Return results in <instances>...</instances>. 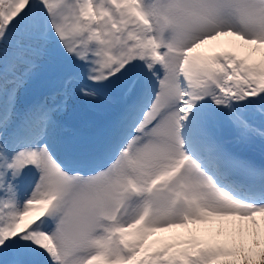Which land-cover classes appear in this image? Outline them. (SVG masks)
<instances>
[{
	"label": "snow or ice",
	"instance_id": "snow-or-ice-1",
	"mask_svg": "<svg viewBox=\"0 0 264 264\" xmlns=\"http://www.w3.org/2000/svg\"><path fill=\"white\" fill-rule=\"evenodd\" d=\"M0 264H264V0H0Z\"/></svg>",
	"mask_w": 264,
	"mask_h": 264
},
{
	"label": "bare ground",
	"instance_id": "bare-ground-1",
	"mask_svg": "<svg viewBox=\"0 0 264 264\" xmlns=\"http://www.w3.org/2000/svg\"><path fill=\"white\" fill-rule=\"evenodd\" d=\"M104 103L103 100L91 103L79 100L73 101L64 119L70 127H93L98 121L103 119Z\"/></svg>",
	"mask_w": 264,
	"mask_h": 264
},
{
	"label": "rangeland",
	"instance_id": "rangeland-1",
	"mask_svg": "<svg viewBox=\"0 0 264 264\" xmlns=\"http://www.w3.org/2000/svg\"><path fill=\"white\" fill-rule=\"evenodd\" d=\"M72 103V102H71ZM70 106H71V104H70Z\"/></svg>",
	"mask_w": 264,
	"mask_h": 264
}]
</instances>
